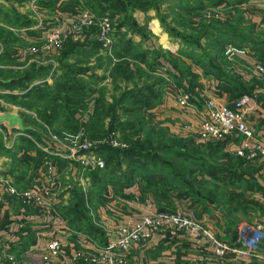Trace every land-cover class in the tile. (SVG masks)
Returning a JSON list of instances; mask_svg holds the SVG:
<instances>
[{
  "label": "rangeland",
  "instance_id": "obj_1",
  "mask_svg": "<svg viewBox=\"0 0 264 264\" xmlns=\"http://www.w3.org/2000/svg\"><path fill=\"white\" fill-rule=\"evenodd\" d=\"M31 1L33 0L17 3L12 0H0V78L17 80L13 87L0 86V113H15L19 119L18 124L0 125V157L6 158L0 164L2 168L0 169V200L8 203L11 211L16 212L19 206L28 208L27 206L30 205L24 204L19 197L6 193V188L11 186L18 191L25 190L37 181L35 184L39 189L45 183L40 185L38 171L31 174L33 162L22 160L23 153L32 151V155H35L33 159L37 161V157L39 158L40 153L44 151V156L49 155L55 176L51 186L55 211L66 220L69 227L74 226L73 229L92 237V231L96 235L101 232L106 238L114 231L118 221L115 223L113 221V225L106 223L105 207L110 206L112 201L131 198L130 195L122 193L125 183L137 186V189L141 190L142 196L139 191L137 196L132 195L141 205L145 206V202H150L152 209H156L155 191H159L160 188L154 190L147 180L153 182L154 177L161 176L157 171L154 172L156 167L153 163L160 158L172 164L174 168L180 169L179 171L183 172L180 175L185 177L189 188L196 193L175 197L174 206L168 207L174 210L168 211L188 212L191 206H181V200L197 198V201L211 204L215 210L224 215L230 224V229H235L241 224L258 226L256 220L264 215V211L260 208L256 209L257 206L259 207V201L252 196V193L260 190L261 196H264L262 195L264 175L258 172L260 169L257 170L259 163L247 161L240 163L243 160H237V155L236 157L233 152L223 149L224 151H216L209 155V163L200 164L202 168L195 167L199 169H196L195 175H190V171L184 173L183 166L177 160L171 156L160 155V152L157 158L146 159L144 169L141 165H133L134 162H138L137 154L121 152L128 149L131 142L137 139H140L139 143L142 144L147 135L151 134L152 129L162 126L168 128L164 119L142 109L140 103L133 102L143 93L151 97V92L156 86L163 85L162 83L169 84L164 78H161L163 81L158 79V74L165 70L156 62L146 65L144 63L147 71L139 68L138 65L132 69L128 59L146 61L162 56L167 62L173 63L175 58L177 60L186 58L184 54L191 48V50L195 49L194 56L199 60L203 59L201 62H204L205 54L211 51L209 36L197 37L200 29H194L188 22L190 19L186 16L181 17L175 10V8L184 10L187 8L179 7L191 5L194 7V17L200 20L204 11H202L203 7L198 9L201 7L198 5L203 0H115L112 2L109 0L106 3L94 4L92 7L85 3L90 12L97 8L103 10V14L99 15L110 16L112 43L109 49L103 48L95 36H91L82 42V45H88L86 49L78 45L76 51H73L75 47L73 46L63 52L64 45L69 44L63 43L59 49L45 56L27 52V47L40 46L39 33L35 37L33 34L30 37L28 35L33 33L30 32L32 29L40 31V28L34 27L36 24L33 23L40 18L29 13ZM135 10H151L158 18L163 31L167 32L168 41L176 46L171 48L172 45L169 44L163 49L159 48L151 52L140 49L137 51L138 48L130 49L132 45L138 47L148 36L145 29L138 28L139 26L132 20L130 23L129 13ZM21 14L27 16L26 21L22 22L24 16ZM20 16L23 17L22 20ZM44 22L40 20L41 25ZM47 27L48 25L45 24L42 29ZM133 34L140 35L139 41L132 40ZM193 37L196 39H191ZM29 38L32 40L26 43ZM79 39L74 38L73 42ZM190 40L195 43L188 44ZM188 60L192 59L188 58ZM122 61L128 65L125 64L126 66L119 68L117 74L112 75V67L116 71L114 64ZM180 65L179 70L185 74L187 66L185 61ZM159 99L156 96L151 97L153 104L149 108L155 106ZM175 128L171 129V131L175 129V135L183 138L191 135L182 132L177 124ZM193 138L200 142L195 136ZM83 144L88 148L85 151ZM150 144L152 146L147 149L153 151L160 149L155 147L154 139H151ZM117 150H120L119 153L116 152ZM198 151L201 153V149ZM94 155L102 159V167L93 165L91 160ZM44 156L40 158V165ZM219 166L225 167V170H219ZM206 170H210L209 175H205ZM2 171L6 173L2 174ZM29 174L33 175L32 180L26 184V176ZM258 187H262L263 190ZM150 209H146L136 218ZM27 211L41 220L36 208H28ZM190 215L200 220L195 214L190 213ZM2 219L5 220L4 215ZM5 222L8 220L2 223ZM95 237L98 243L103 244L98 239L99 236ZM140 250L142 253L139 262L131 259L137 250L133 251L132 248L126 254L128 264H157L159 260L155 255L157 248ZM24 255L23 258H28L29 264H38L30 252ZM180 255L174 262L190 264L189 257L182 255V252ZM3 261L0 258V264H3Z\"/></svg>",
  "mask_w": 264,
  "mask_h": 264
},
{
  "label": "crops",
  "instance_id": "obj_2",
  "mask_svg": "<svg viewBox=\"0 0 264 264\" xmlns=\"http://www.w3.org/2000/svg\"><path fill=\"white\" fill-rule=\"evenodd\" d=\"M38 1L39 0L31 1L32 3L30 4L28 9L30 11V14L36 15L38 18H40L37 19L38 21L34 26L40 28V31H38L37 29H32L30 32L33 33L28 34L29 37L32 34L33 37H35V35H37L38 33L40 35V32L43 30L42 28H44L45 24L48 25V27H53L57 23H60L69 18L80 9L84 8L89 10V7H87L88 5L92 7L94 6V4L106 3L102 2L101 0H51L52 5H49V0H45L47 1L46 6L42 3H39ZM214 1L215 0L202 1L203 3H207L202 8V11H204L202 14V18L208 23H210V21L220 22L219 29H221V31L223 28L221 23H224V26L233 25L234 27L230 26L232 28L231 30H225V32L238 34V42H241V45L239 44L240 47H244L250 50L251 55H238L231 58H227L223 55L224 57L218 61V64L221 66V69L225 75V77L221 78L213 73H205L204 70L197 67V65L193 63V60H188V58H184L182 60H177L175 58L174 60L178 63H182L183 61H185L188 68L190 67V72L197 75V88L206 89L208 93L213 95L221 103L233 106L234 102L237 99H240L244 96L248 98V124L252 127L254 136L264 144V89L260 80L257 79L251 71L253 58L264 62L263 0H220L217 4H214ZM85 3H87L88 5H86ZM187 7L188 8L184 10L178 8H175V10L177 11V14L179 13L178 15H180L181 17L186 16L187 19H191L192 22L194 20H198L196 19V17H194V7L191 5ZM21 10L24 11L22 8ZM93 11L98 10L96 8L91 12L93 13ZM129 19L130 23H132L133 21L137 24V26H139L138 28L145 29L146 36L148 35L146 39L141 41V44L138 45V47L132 45L131 48L129 46L130 49L138 48L137 51L140 49L141 51L143 50L146 52H151L158 50L159 48L163 49L164 46H168L169 44L172 45L170 46L171 48L176 46L174 45V43L168 41L166 35L167 32L163 31L158 18L155 14H153V12H151V10H135L134 12H130ZM40 20L45 21L43 25L40 24ZM193 23L192 25H194ZM134 26L136 27V25ZM210 27L212 26L210 25ZM215 33L216 31L210 28L209 34L212 35ZM133 35L134 36L132 40L136 42L139 41L140 35ZM83 38L84 37H81V40H83ZM165 38H167V40H165ZM31 40L32 39L29 38L26 43L30 42ZM213 45L214 43L211 42V46ZM82 46L85 49L88 47V45L85 44H83ZM76 47L77 46L73 48V51H76V49L78 48ZM41 55L45 56L48 55V53ZM128 61L129 66L132 69H134L135 65H138L139 68H142L144 70L146 64H154L153 62H156V64H159L160 66H162L161 68L165 70V72H161L160 75L158 74V79L161 80V78H164L166 81H169V84L165 85V83H162L163 85H158L155 87V90H153L155 92H151V97L156 96L158 99H160L155 106L147 109V112H151L152 115L155 114V116L157 115V117L164 119L166 121V126L170 129V131L171 129L175 128L176 124L179 123L189 125L191 124L194 126L198 124V109L190 107L181 109L177 106L174 98L175 89L187 88V75L181 77L179 70L175 68L172 63H169L165 59H163L162 56H159L158 59L154 60L143 61L141 59H128ZM178 78H181L182 80H179ZM236 85H238V91L237 88H235ZM175 129L171 132L175 133ZM181 131L184 133H188L185 130ZM225 141L226 144L224 149L232 152L233 146L239 144L240 140L234 139V144L230 139H225ZM30 153L32 154V151ZM5 159V157L1 156L0 164ZM250 162L259 163L260 166H258L257 170L260 169V171L258 172L264 175V156L251 160ZM0 169L2 170V168ZM1 173L5 174L6 172L2 171ZM259 191L260 190L253 192L252 196H254L259 201V207L257 206L256 209L258 210V208H260L264 211V196H261V193ZM122 193L125 195H130L131 198H121L116 202L112 201V203H110V206L105 207V221L108 225H113L116 221L131 222L136 219L137 216L142 214L143 211L148 208H152V204L150 202H145L144 206L141 205L138 200H136V197H132V195L137 196L138 194L137 186L124 187ZM262 195H264V193ZM148 200L149 199H147V201ZM194 200L195 199L190 198L181 200V206H191V208H189L187 211L191 214H195V216H197V218L200 219V221L204 224L206 229L212 231V233L218 238L226 240L229 243H233L234 240H236V228L238 227V225L235 227V229H230L228 220L225 219L224 215H222L219 211L215 210V208L212 207L211 204ZM0 201V252L2 244L8 241L10 242V245L12 247L11 251H14L13 253H11L13 255L14 253H16L14 256H17L18 259H21V264H29V262L27 261L28 258H23L25 256L24 254L27 253L31 248H35L36 251L42 248L44 243L43 237L46 236V233L43 232L44 226H41L42 223L38 216L31 213L30 211L28 212L25 210L28 208L19 206V209H17L16 212H13L11 211V206H8V203L3 202L2 200ZM115 204H117V206H115ZM249 205L253 206V204ZM253 210H255V208ZM2 215H4L5 220H8V222H5V224L2 223L3 221H5L2 219ZM256 222H258L257 225L264 231V215L258 217ZM27 226L34 232L32 237L33 242L27 246V249L22 252L21 250L20 252H18L19 249H22V246L26 244L25 242L28 239V237L26 236ZM40 234H42V236ZM151 247H154L155 249L157 248V253H155V255H157L156 259H159L157 261V264H167L162 263L164 261L169 262L168 264H175L174 260L178 258L181 252L182 255H185V257H189L188 260L190 261V264H264L263 261L258 259V255L253 258H246L234 252H228L224 257L218 259L213 256L210 244L202 236L187 237L172 231H164L159 234H155L148 243H145L144 245H136L133 248V251L137 250V252L133 257L130 256L131 259H136L139 262V260L141 259L140 255L142 253L140 249L145 250L147 248L150 249ZM15 248L18 249L15 250ZM260 251L262 253L259 252V254L264 253V237L262 239ZM37 254V252L34 253L33 258H35V261L40 264Z\"/></svg>",
  "mask_w": 264,
  "mask_h": 264
},
{
  "label": "built area",
  "instance_id": "obj_3",
  "mask_svg": "<svg viewBox=\"0 0 264 264\" xmlns=\"http://www.w3.org/2000/svg\"><path fill=\"white\" fill-rule=\"evenodd\" d=\"M87 30H94L93 36L96 40L103 48L109 49L112 43L110 16L98 15L83 8L53 27L43 29L39 36L40 46L27 47V52L49 54L59 49L68 37L81 38ZM223 55L231 58L251 55V52L229 43L225 45ZM251 71L260 80L264 89V63L253 58ZM174 98L181 109L188 107L198 109V124L194 126L179 123L177 125L180 130H185L200 140L230 139L234 144V139H239V144L233 146L232 152L250 161L264 156V144L254 136V131L247 121L248 98L245 96L237 99L233 106H229L218 101L204 88H196L194 91L178 88L174 91ZM83 146V151L88 149L86 144ZM94 156L91 160L93 165L102 167V159ZM48 157L49 155L44 156L37 170L40 185L45 182L39 189L35 181L25 190L18 191L11 186L5 190L6 193L19 197L24 204L30 205L28 208H36L39 212L41 226H44L43 232L46 236L43 237L44 243L40 250L31 248L28 252L30 255L37 252L40 264H128L126 254L132 248L139 243L150 241L155 234L164 231H172L187 237L202 236L210 244L213 256L218 259L228 252H234L246 258L258 255V259L264 262V253L259 254L262 253L260 247L264 231L259 226L239 225L235 242L229 243L215 236L189 212L179 210L159 211L151 208L131 222H118L114 231L106 237V241L100 244L94 237L69 227L66 220L55 211L51 188L55 176ZM11 248L8 241L2 244L0 258L4 260L3 264H21V259L18 260L11 254Z\"/></svg>",
  "mask_w": 264,
  "mask_h": 264
},
{
  "label": "trees",
  "instance_id": "obj_4",
  "mask_svg": "<svg viewBox=\"0 0 264 264\" xmlns=\"http://www.w3.org/2000/svg\"><path fill=\"white\" fill-rule=\"evenodd\" d=\"M12 1H16L17 3H21L24 0H12ZM28 1V0H27ZM102 2H106L109 0H101ZM115 1V0H110ZM218 1L220 0H215L214 4H217ZM39 3H42L44 5L47 6V1L45 0H39ZM49 5H52V1L49 0ZM207 3H203L202 1L199 2V5H201L202 8L204 7V5H206ZM41 5V4H40ZM88 7V6H87ZM181 8H188L186 7H181ZM190 8V7H189ZM103 9V7L101 8ZM98 10V9H97ZM102 11V12H100ZM93 13L95 14H103V10H98V11H93ZM22 16H24V19L22 16H20L21 20L23 19L22 22L26 21V17L24 14H21ZM189 23H191V26L194 27V29H200V32L198 33V35H196L197 37H200L202 35H206L209 36V39L211 40L212 43H214L213 46H211V51L208 54H205L206 57H204V62H201L202 60H199L198 58H196L194 56V52L195 49L191 50V48L189 49V51L184 54V56L186 58H190L195 62V65H197V67L201 68L202 70L205 71V73H213L216 76H218L219 78L221 77H225L224 72L221 69V66L218 64L219 60H221L224 56H223V51H224V47L226 44L228 43H232L235 44L237 46L241 45V42H238V34L235 33H229V32H225V30L229 31L232 28L230 26H224V23H221L222 25V31L221 29H219V24L220 22L216 21H210V23H208L206 20H204L203 18L200 17V20H194L192 22V20H188ZM197 22V23H196ZM33 23H36L35 21H33ZM195 24V25H192ZM233 24V23H230ZM210 25L212 27H210ZM234 27V26H233ZM210 28L214 29L216 31L215 34H209ZM224 30V31H223ZM234 32V30H233ZM94 30H87L86 34L83 36V40H81V38L79 39V41L77 42H73L74 38H70L68 37L65 40V44L64 45V50L63 52H66V49L69 47H73V46H78V45H82V42L85 41V39L87 40V38H89L90 36H93ZM173 33V32H170ZM191 39H196V37H193ZM195 42H192L191 40L189 41L188 44H192ZM240 44V45H239ZM263 62V61H261ZM264 63V62H263ZM125 64L128 65V63L126 62H117L116 64H114V66L116 67V71L113 69L112 67V75L113 74H117L116 72L119 70V68H122L123 66H126ZM174 65L175 68H177L179 70L180 68V64L178 62H173L172 63ZM182 70H179L180 72V76H184L187 75V80H188V85L186 90L189 91H194L195 88L198 87V83L196 81L197 79V75L193 74L190 72V67L188 68V66L185 67V74L181 73ZM186 77V76H185ZM4 79V78H3ZM179 80H182L181 78H178ZM7 80L6 82H0V86H4V87H13L15 86V82H17V80L15 79H4ZM161 81H163L161 79ZM181 85V83H180ZM237 91H238V85H236ZM132 91V90H131ZM133 92V91H132ZM131 93V92H130ZM238 94V92H237ZM13 95V94H12ZM151 97H149L147 94H142L139 95V98L134 99L133 102L136 103H140L141 107H143L142 109L147 110L152 104L153 102H151L150 100ZM144 110V111H145ZM149 136V137H148ZM155 136V137H154ZM194 136L190 135V136H186L185 138H183L182 136H178L175 135V133L171 132L168 128L166 127H160L158 129H152L151 134H148L147 137L144 139V142L141 144L139 143L141 140L137 139L136 141H132L131 145H129L128 149H125L121 152H123L124 154H137L139 156L138 158V162H134L133 165L138 164L144 167V164L146 165V159H153V158H157L158 157V153L160 152V155H167V156H171L172 158H174L175 160H177V162H179L180 165L183 166L184 169V173L187 171H190V175L193 174L195 175L196 169L199 168H195V167H201L200 164H208V156L213 154V152H219V151H224V147L226 144L225 140H216L214 142H209V141H204V140H199L200 142H198V140H195V138H193ZM154 139L156 142L155 147L160 148L159 150H151V149H147L150 148L152 146V144H150L151 139ZM144 144V145H143ZM199 149H201V153H199ZM120 150H117L116 152L119 153ZM24 157L22 158V160H25L27 162L30 163L33 162V166L31 167V174H34L35 171L38 170V168L40 167V158L42 156L45 155V152L42 151L40 154L41 156L38 158L37 157V161L34 160V156L30 154V152H24ZM36 154V153H35ZM236 156V155H235ZM237 157V156H236ZM33 159V161H32ZM243 160L240 161V163H244V162H250L249 160L242 158L240 156H238L237 160ZM152 161V160H151ZM148 161V162H151ZM26 162V163H27ZM154 166L156 167L154 169V172L157 174H161V176L159 177H154L153 178V182L150 180L148 181L149 185H152L154 187V190L156 188H160L159 191H155L156 194V209L157 210H174V209H169L168 207H173L174 206V202L173 200L175 199V197H184L186 196L187 193L195 195L196 193L189 188V183H186L185 181V177L180 175V173H183L182 171H179L178 169L174 168L172 166V164H170L169 162H167L164 159H158V161L153 162ZM172 166V167H171ZM219 170L221 169V171L225 170V167L220 168V166L218 167ZM157 171V172H156ZM206 174L205 175H209L210 170H206ZM223 173V172H222ZM33 176V175H31ZM30 174L28 176H26V184L30 183V181L32 180ZM23 178V177H22ZM124 187H129L131 186L130 184L125 183V185H123ZM259 188V187H258ZM139 189V188H138ZM261 189V188H259ZM139 192L141 190H138ZM152 191V190H151ZM185 191V192H184ZM153 192V191H152ZM141 193V192H140ZM154 194V192H153ZM142 196V193L140 194ZM198 199L196 198L194 201H197ZM27 211V209H26ZM74 228V226H73ZM26 232H27V237L28 239L26 240V244L22 246V249H19L18 252L24 251L25 249H27V246L33 242V231L27 226L26 227ZM93 234V237H98V239H100L102 241V243H104L106 241V238H104L103 233L100 232L99 235H96L93 231L91 232ZM32 235V236H31ZM32 238V240H31ZM35 240V239H34ZM175 264H178L179 262H174Z\"/></svg>",
  "mask_w": 264,
  "mask_h": 264
},
{
  "label": "water",
  "instance_id": "obj_5",
  "mask_svg": "<svg viewBox=\"0 0 264 264\" xmlns=\"http://www.w3.org/2000/svg\"><path fill=\"white\" fill-rule=\"evenodd\" d=\"M7 80H4L2 78H0V82H6ZM19 119H18V115L15 113H11V112H3L0 113V125L5 123L8 126H11L12 123H17L18 124Z\"/></svg>",
  "mask_w": 264,
  "mask_h": 264
}]
</instances>
